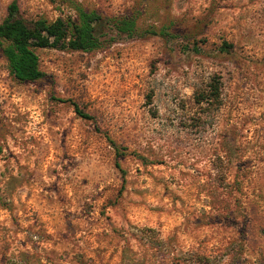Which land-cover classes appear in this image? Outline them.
<instances>
[{
  "label": "rangeland",
  "instance_id": "1",
  "mask_svg": "<svg viewBox=\"0 0 264 264\" xmlns=\"http://www.w3.org/2000/svg\"><path fill=\"white\" fill-rule=\"evenodd\" d=\"M12 1L136 25L33 82L0 56V264H264V0Z\"/></svg>",
  "mask_w": 264,
  "mask_h": 264
},
{
  "label": "trees",
  "instance_id": "2",
  "mask_svg": "<svg viewBox=\"0 0 264 264\" xmlns=\"http://www.w3.org/2000/svg\"><path fill=\"white\" fill-rule=\"evenodd\" d=\"M72 10L74 15L66 18H57L53 21L39 18L28 21L20 16L16 1L7 6V14L0 22V56L5 59L10 73L16 80L33 82L43 77L36 49L54 48L89 52L100 47L101 38L108 32L127 36H132L135 32L136 17L132 14L111 18L96 11L84 10L78 4H75ZM145 32L150 35L157 34L153 29ZM163 33L164 29L161 30V34ZM229 48H232V45L224 42L220 49L223 51ZM211 91L209 94H197L199 97L197 102L218 100V89L213 87ZM72 105L80 117L92 119L90 115L83 113L77 104ZM193 257L197 262H210V259L204 256L193 254Z\"/></svg>",
  "mask_w": 264,
  "mask_h": 264
}]
</instances>
